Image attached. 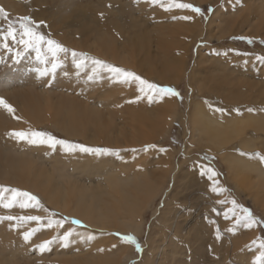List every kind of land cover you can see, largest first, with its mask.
Masks as SVG:
<instances>
[{"label":"bare ground","instance_id":"obj_1","mask_svg":"<svg viewBox=\"0 0 264 264\" xmlns=\"http://www.w3.org/2000/svg\"><path fill=\"white\" fill-rule=\"evenodd\" d=\"M26 1L32 2V17L37 18L40 16L46 19L48 17L46 16V14H48L47 10L50 11L51 20L49 25L46 26V28L48 30H51L53 34H60L63 42L70 45L71 42H69L68 39L72 36H74L73 38L76 42H79V38L85 39V43L83 42L84 44H81H83V49L87 52L88 55L104 60L110 64H115L125 68H128L129 62H132L130 66H133L135 63L133 61L136 60L137 57H139L140 55L143 56V60H147L149 58L150 50L152 48H155V50H159L158 53L163 48L164 52H161L160 54L163 55V58L165 56V59L169 66L176 67L178 64H182V62H184L183 60L178 61V58L176 59L175 56V52H177V54L182 53L181 50L183 49L184 45L182 41L190 40V42H195L197 37L200 36H203L206 40H209L210 38H216L217 40H221L228 34L230 35L232 31L234 32L237 30L240 34H242V36H264V0H230V2L226 0L228 4L226 3V5L224 4V7L217 8L213 12L212 16L210 17L205 26L202 24L201 20L198 17H195L194 13L192 14L190 11L187 10H173L172 13H174V15H176L177 17L189 15L192 17V19H180L181 24H176L172 26L170 32H167L165 27L162 25H158L155 29L150 28L151 24L148 22V20L144 19V15L146 13H154V16H161V11L159 12V9L156 8V6L154 7L152 5H147L148 3H145L144 0L140 1L138 7L137 5H134L129 1L104 0L105 2L108 1L111 4H114V6H117L115 8H112V10L116 11L113 16L116 18H110L112 20L110 21L111 23L108 24L109 26L105 27H103V25L98 22L99 20L97 19L99 18L96 17L95 13L90 11L89 8H81L80 3L74 4V0H59V5H57V7H54V4L52 5V9L56 8L53 12L51 11V9L45 7L40 8V10L38 9V6H41L42 4L44 5L47 0H0V5L6 12L12 15H19L22 13L25 14L29 12L27 6H25ZM212 1L213 0H182V2L196 4L199 6L208 5ZM49 2L51 3L52 0H49ZM99 3L100 2L98 0V4ZM229 3L233 4L234 10H236L235 13H233V9H230L231 6ZM172 13H170V15ZM90 18L92 19L88 20ZM123 20H126L127 24H125ZM119 23H123V26ZM110 29H113L114 31ZM147 31L150 35L152 32L156 33V37H153V41L155 42L150 40ZM113 32L115 34H113ZM120 38L122 39L120 40ZM134 38L138 40L140 39L142 41L141 44L138 45ZM143 41H147L148 46H146ZM75 46L77 45L75 44ZM180 57L182 56L180 55ZM180 70L183 71L182 68ZM224 72L221 76L225 74ZM71 73L72 72H70V74ZM58 74L57 77H59ZM178 76L179 78H181L180 74ZM7 77L8 78L6 79V81L9 82L14 79H10L9 75ZM69 77L71 76L69 75ZM223 77L227 78V76ZM72 80L73 79L69 78L64 81L71 82ZM156 80L160 84L176 86L178 77L174 78L171 71L165 70V72L163 73H158V77L156 78ZM225 82L219 78V80L217 81V87H220V90L222 88H227V90H229L232 88V85L238 87L234 88L235 90L231 89L230 91H228L227 94L223 92V100H234V97L231 98V95L234 92L240 94L241 90L244 91L243 89L245 88V95L240 97L238 96L239 99L235 98L236 101L242 103L243 100L244 102L257 104V102H254L253 100H257L259 96V99H261V101L263 102L264 87L262 86V84H247L243 82H239L237 84L230 83L231 88L229 86L228 88L226 85H223V83ZM84 83L85 82L83 80L81 82L78 80L77 84H73L72 86H75V91L77 90L80 95H88L87 93L91 91L89 95L90 98H92L94 101H91L89 103L87 102V100L82 103V101L79 102L74 98L72 101L63 97L55 98L53 96H49V94L44 92V89L39 90L40 93L43 92L41 95H37V93L36 95L34 94L37 99L33 98V95L28 92L29 89L28 91H23L22 94H19L17 96L12 95L11 99L4 98V101L6 103L12 105L15 108V116L20 117V119L13 118V114L8 113L7 110L3 108L1 109L0 107V109L2 110V117L0 118V132H10L12 130L18 129L28 130L29 128L34 130L40 126L44 127L46 123H50L55 129H57L69 139H80V141L82 140L86 143L88 142V144L92 143L95 145H103L109 149L113 148L115 150H119V155L122 158L126 155H133L131 151L132 149H143L146 145L154 144V137L156 134L154 130H156L155 128H158L159 130L161 127V123H164L163 121L158 122V120H160L158 119V123L154 122L155 124H151L153 122L152 120V122H150L151 125H149V127H154V130H151L149 128H146V126L144 125L145 119L138 118L136 111V113L134 114H130L128 112L127 116H125L124 113L121 114L120 111V113L114 111L111 113H107L108 115L106 116L103 113L99 112V108L111 104L110 102L116 97L112 94V91L114 94L120 93V91H123L122 88H116V90H114L113 87L108 88L107 86L109 83L107 84V81H105V79H103L101 83L89 84V86H85ZM9 86L10 83H4L3 91H7L10 93L11 89ZM250 87L254 88L252 89ZM20 88L23 89L24 86H20ZM100 88H104L102 90V93L101 90H99ZM77 91L76 95H79L77 94ZM84 91H87V93H83ZM1 92L2 90L0 86V94ZM254 92L255 97L251 95V93ZM2 96L4 97V95ZM247 97H249L248 100H246ZM70 98L72 97L70 96ZM167 99L169 100L161 102L160 108L162 109V112L164 114L173 111L171 118L174 120V114L176 109L175 103L172 98L168 97ZM89 107H91V109H89ZM201 112L202 111H200V108H197V106L195 105L191 110L189 119H187L189 120V123L192 128L191 138L195 141L200 137L211 136L212 132L215 130L214 128L216 127L220 130L222 128L224 130L227 129L228 131L227 127H229L232 122L234 124L231 125L232 127L237 125L235 124L236 122L234 123V121H232L228 123L227 126H222L221 124H217L212 119V121L207 120V117L204 116L206 117L204 118V114H202ZM6 114L8 117H6ZM159 116L160 115H158V117ZM149 121L151 120L149 119ZM249 121H252L255 127L253 129V133L250 132V134L252 133L253 135H256V139H259V141H261V139L263 138L258 136L257 133L264 135V118L258 120L257 118L253 120L249 118ZM250 123L249 125L252 126ZM241 129H243V127H241ZM241 132L243 131L241 130ZM217 134L219 135V133ZM159 136L161 135L159 134ZM0 140L3 141L2 138H0ZM4 141H6L4 144H0V185H11L13 187H18L22 190H30L32 194L36 195L40 199L41 202L52 208L54 211H58L69 219H78L82 221L84 225L87 226L85 227V229H80L72 227L67 223H64L65 227L63 226L62 229L57 228L58 230L56 233H58V235H61L65 230L73 231L74 234L70 238V245L66 248H63L61 241L58 239L56 243L53 244L54 248L51 249L52 253H50L49 255H47L48 253L43 255V258L51 259L52 261L57 257L70 256L69 259H66L64 263L61 264H127L132 260L134 256L131 248L132 246L119 240H116L115 238L111 237L110 233L117 232L121 235H133L136 238H139L142 235L144 230V215L150 210L155 201H157L159 197H162L161 194L165 189L164 187L166 184L165 182L167 180V176L170 174V169L163 168V162L162 158L160 157V154H156L153 152L154 154H152V158L149 159L148 157L151 155L150 152L149 154H147L143 151H138L135 155H141V159L138 162H135L134 164H131L129 160H126L128 162H124L122 160L120 162H115V159L113 158L98 159L95 157H90L87 161H84L83 164H80L78 161L74 162L72 165H59V167H57L58 175L56 176V178H52L51 176H49V172L48 174L45 172L47 168L45 171L39 172V169H37L35 163H33L34 161L31 162L32 160L30 161L28 159L22 158V156L25 154L33 156L34 152L29 151L30 149L28 150V152H25L24 150L20 149V144H15L14 141H12L11 139H5ZM248 143L249 141H241V149H254V144H250V142L249 145H247ZM35 147H33V149H35ZM216 147L217 146H215L214 149H216ZM218 147H221V145H219ZM38 148L40 147H37L36 149ZM40 149L43 148L41 147ZM40 154H42V152H40ZM58 159L59 157L57 158V160ZM236 159L234 157L232 158V156L229 155H224L221 157V161L225 164V168H227L226 170H228V173L226 172L227 175H229L230 177L228 179H231L233 181V184H231L234 185L235 189H243L242 191L244 193H248L246 194V196L252 199V203L255 207L260 206L263 210V193L259 191H254V193L251 192L252 189H255V187H257V184H253L251 178L258 179V184L260 186L264 185L263 171L259 168L257 164L251 165L247 162H244L243 159ZM53 160L54 164H56L55 157ZM63 163L64 162L62 161V164ZM139 167L144 168L143 171L139 170ZM150 169H152V171H150ZM177 173L178 171L174 172V175ZM198 173H200V171ZM191 174L193 173L191 172ZM53 175H55V173ZM173 178L175 177L173 176ZM181 178L182 172L179 174L177 179H173V187H175V190V185L180 182ZM175 180L177 181L176 184ZM168 192H166L165 195H167ZM209 194L210 193H208V195ZM174 195L175 191L174 194H172L171 191L170 194L165 197L164 207L160 215L158 214L156 220L157 223L149 228L150 238L147 252L145 254L143 253V257H141V260L137 264H201L198 262V260H200L199 256L201 254H205V248L208 247L204 246L206 245L205 242V244L198 243L199 240H197V238L199 235H201V232L199 233L198 230L196 231L195 228L197 227L191 228L190 230H184L182 224L184 222L180 221V219H182V217L180 216L181 214L178 209L173 207L172 204L174 199H176ZM203 199L205 200V198ZM229 209L231 208H228L227 210L229 211ZM28 210L31 209L29 208ZM37 211L39 212L38 209H36L35 212ZM22 212L24 211L22 210ZM154 215L155 211L152 212V216ZM229 218L231 219V215ZM234 221L235 220H233V222ZM212 227L215 228L213 225ZM238 228L242 229L244 227L238 226ZM3 229L4 228L2 226V230ZM2 230H0V233L2 234V236H6V234H4ZM213 230H208L210 235L212 232H214ZM102 231L103 233L106 232L107 235L101 234ZM245 232L247 234H250L251 237L253 236L254 238V236L256 235V228L246 229ZM89 236H92L93 239L97 240V242H95L97 246L100 247V249H104L103 256L98 255L99 257L94 258L95 254L89 253L92 247L88 246V248L85 246L88 245L87 241ZM209 236L207 237L208 244L211 247V253H208H210L211 256L216 253L217 248H215L216 246L214 245L217 244L216 242L214 244L213 237L210 236V238ZM247 237H245V240ZM230 239L233 241L231 237ZM8 242L9 246H11V243H13L14 241L12 242L10 237V240ZM80 243L85 244L82 245ZM229 243L230 242H225V245H229ZM114 244L116 245L115 248L112 247ZM12 246L14 248L15 244ZM16 246H18V244H16ZM20 247L15 250L9 247V254L13 253V255H10V257L16 256V253L18 252ZM237 247H239V245H237ZM6 249H8V247H6ZM95 250L97 251L98 249ZM232 250H234V248ZM22 251L23 250L21 249V252ZM187 252L192 253V258L188 261L186 260V257L189 255V253ZM20 255H22V253H20ZM7 257L5 261H8ZM34 257L35 255L33 254H28L26 256V258L31 259H34ZM206 261L204 262V264L216 263L214 259L212 261ZM243 261L245 262V260Z\"/></svg>","mask_w":264,"mask_h":264},{"label":"rangeland","instance_id":"obj_2","mask_svg":"<svg viewBox=\"0 0 264 264\" xmlns=\"http://www.w3.org/2000/svg\"><path fill=\"white\" fill-rule=\"evenodd\" d=\"M122 1H129V2L133 3L134 5H137V7H138L141 0H139L138 3L136 2V0H122ZM227 1L230 2V0H227ZM227 1L226 0H213L211 3H209L208 5H204V6H199V5L193 4V5L198 6L204 10L208 9L209 7H211L213 9V11L211 13H206L207 19H205L202 16H198L196 14H195V17H198L201 20L202 24L205 26L207 24L208 20L210 19V17L212 16L213 12L217 8L224 7L226 5V3L228 4ZM48 2H49V0H47L44 3V5L42 4L41 6H38V9L40 10V8L45 7V8L51 9L52 12L55 11L56 8L55 9H52V8H53V6L57 7V5H59V0H52L51 3L49 2L50 4ZM74 2H75L74 4L80 3L81 8H86V9L89 8L90 11L95 13L96 17L99 18V19H97V20H99L98 22L100 24H102L103 27L109 26L108 24L111 23L110 21H112L110 18H116V17H113L114 13L116 11L112 10V8H115L117 6H114V4H111L108 1L105 2L104 0H102V1L99 0V2H100L99 4H98V0H80V1L74 0ZM231 3H229L231 6L230 9L234 10L233 4H231ZM31 4H32L31 1H26L25 6H27L29 12H27L25 14L22 13L19 15H12V14L6 12L5 10L4 11L7 13L8 19L13 20V21L18 20V18H20V17L29 16L34 21H36L38 23L43 22V24L40 25L39 30L42 31L46 36L50 34L52 39L61 43L62 45H64L65 47H67L70 50L74 49L77 52L87 53L83 49L84 48L83 44L85 43V39L79 38V42H76L73 38L74 36H72V37H69V39H68L69 42H71L70 45L63 42L60 34H56V33L53 34L51 30H48L46 28V26L49 25L50 20H51L50 11L47 10L48 14H46V16H48V17L46 19L43 17H40V16L37 18L32 17L31 13L33 11H32ZM108 4H110V5H108ZM147 5L150 6L151 4H147ZM0 8H2L1 5H0ZM156 8L159 9L158 10L159 12L161 11V13H160L161 16L156 15L157 16L156 17V16H154L155 15L154 13H153L154 15L148 14V13H146L144 15V19L148 20V22L151 24V27H150L151 29H155L158 25H162L165 27L167 32H170V30L172 29L171 28L172 26H174L176 24H181L179 18H177V19L174 18L177 16L174 15V13H172V11L165 12L159 6H156ZM240 8H241V6H240ZM235 11L236 10H234L233 13H235ZM170 13H172V14L170 15ZM91 19L92 18H90L88 20H91ZM114 21H116V20H114ZM123 22L125 24H127L126 20H123ZM119 24H121L123 26V23H119ZM0 27H4V28L7 27V21L4 20L2 18V16H0ZM110 30L114 31L113 29H110ZM150 30H149V32H150ZM149 32L147 31L148 34H149ZM113 34H115V33L113 32ZM252 34H253V32H252ZM239 36H242V34H240L239 31L237 30L234 32L232 31L230 33V35L228 34L227 36H225L221 40H217L216 38H210L209 40H206L203 36L197 37L195 42L194 41L190 42V40L189 41L183 40L182 42L184 43V45H183V49L181 50L182 53L177 54V52H175V56H176V59L178 58L177 59L178 61L183 60L184 62H182V64H178L176 67L169 66V64H167L165 56L163 58V55L160 54L161 52H164L163 48H162V50H160L159 53H158L159 50H155V48L154 49L152 48L150 50L149 58L147 60H143V56L140 55L139 57H137L136 60L133 59L134 60L133 62H135L133 66H130L132 62H129L128 68L113 64L117 67H121L123 69L135 72L136 74L140 75L142 78H144V79H146L152 83H155L157 85H160V86L173 87L174 85H165V84L158 83L156 80V78L158 77V73H160V72L163 73V72H165V70H169V71H171L174 78L178 77L177 85L174 86V88L181 93V96L183 97V99L181 101L180 99H177L175 97H171L175 103V108H176L175 114H174V118H175L174 120L171 118L173 111H171L170 113L164 114L162 112V109L160 108L161 102L168 101L169 100V99H167L168 97L167 98L165 97V99H162V100H154L152 103H149L147 98L137 100V97L140 95V93L137 91V85L135 83L122 84V83L112 82L108 79V74L103 73L105 81H107V84L109 83L107 86L108 88L113 87L114 90H116V88H118V89L122 88L123 91L122 92L120 91V93H115V94L112 91V94L116 96L115 99H113L110 102L111 104H109L108 106L100 107L99 112L103 113L106 116L108 115L107 113H111L114 111L115 112L117 111L118 113L121 112V114L124 113L125 116H127L128 112L130 114H134L137 112L138 118L145 119L144 125L146 126V128H149L151 130H154V127H149V125L155 124L158 119H160V120H158V122L163 121L164 123H161L160 129L158 130V128H155L156 130H154L156 134L154 137L155 138L154 144H152V145H156V148L149 149V151H147L145 153L149 154V152H150L151 155L148 157L149 159L152 158V154H154V153L160 154V157L162 158V162H163V168L164 169H166V168L170 169V171H169L170 176L169 175L167 176V180L165 182L166 184L164 187L165 189L161 194L162 197H159L157 199V201H155V203L152 205L150 210L144 215V230H143L142 235L139 238H137L143 247V252L138 254L135 251L134 246L131 245L134 256H133L132 260L130 262H128L127 264H137L141 260V257H143V255L147 252V249L149 247V238H150L149 228L157 223L156 220H157L158 214L160 215V213L164 207V201H165L164 199L168 194H170L171 191H172V194H174V191H175L174 196L178 201L176 199H174L172 204H173V207L178 209L180 214H181L180 216L182 217V219H180V221L184 222V223H182L184 230H190L191 228L197 227V228H195L196 231L198 230L199 233L201 232L200 233L201 235L198 234L199 235L197 238V240H199L198 243L199 244H202V243L205 244L206 243V245H204V246L208 247V248H205V254H201L199 256L200 257L199 258L200 260H198L199 263L204 264V262L206 260H207L206 262H208L209 260L212 261L214 259L216 261L215 264H217V263L218 264H258L257 257H259L261 255V252L264 251V249L259 248V241H260V239L264 238V228L255 227L256 228V235L254 236V238H253V236L251 237L250 234H247L246 233L247 231L245 232L246 228H242L243 229L242 230L238 227H235V231L230 232V231H228V229L233 228L235 226V224H234L235 221L233 222V220H235V219L234 218L233 219L231 218L232 220L230 218L225 219L224 215L222 214L225 211L227 212L228 208L232 207L230 204V201L232 199H235L240 205L251 209L253 211L254 215L257 216L258 218H264V214H263L264 208L262 210V208L260 206L255 207L252 203L253 202L252 199L246 196V194H248V193H244L242 191L243 189L242 190L241 189H239V190L235 189L234 185H232L233 181L231 179H228V178H230L229 175H227L228 170H226L227 168H225L226 167L225 164L221 161L222 156L229 155V156H232V158L233 157L235 159L237 158L238 160L243 159L244 162H247L248 164H251V165L257 164L259 166V168L264 173V164L260 163L257 159H250V158H248V156L240 154V153H256V152L264 153L263 152L264 151V142H263L264 135L257 133L258 136H260L263 139H261V141H259V139H256L257 136L252 134L253 129L255 127H254L252 121H249V118H251V120L256 119V118H257V120L264 118V99L262 102L261 99H259L260 97L258 96L257 100L256 99L253 100L254 102H257V104L244 102L243 100H242V103L241 102L239 103V101H236L235 98L239 99L238 96L239 97L244 96L245 95V93H244L245 88L243 89L244 91L241 90L240 94H237L236 92H234L231 95V98L234 97L233 98L234 100L228 99V101H225L222 98V95L224 96V93L227 94L228 91H230L231 89L235 90L234 88L238 87V86L232 85V88H231L230 83H232V84H237L239 82H243V83H247V84H253V83L257 84L258 83V84H262V86L264 87V62H261V60L258 59V57H264V44L260 43L261 40H264V36L258 35V36L253 37V36H249V35L248 36L244 35L246 37L253 38V40L255 41L253 44H248L246 41H243V40L233 39V37H239ZM149 37H150V40L153 41V37H156V33L152 32L151 35L149 34ZM121 39L122 38H120V40ZM134 40L137 42L138 45L141 44V42H142L140 39L138 40V39L134 38ZM143 42L146 46H148L147 41H143ZM153 42H155V41H153ZM81 43H83V44H81ZM75 44L77 46H75ZM152 45H153V43H152ZM17 50H19L21 52V56H22V59H20L19 63L15 62V57L10 58V56L12 55L11 53H9L8 51H6L2 47H0V57H2V59H3V62H0V86H1V90H2V92L0 94V99H3V100H4V98L5 99H7V98L11 99L12 95L17 96L19 94H22L23 91H28V89H29L28 92L33 95L32 97L37 99V97L35 96L36 93H37V95H41L43 92L40 93L39 90L44 89V92L49 94V96H53L55 98L63 97V98H67L68 100H71V101L74 98L75 100H77L79 102L82 101V103L85 100H87L88 103L91 101H94L92 98H90V95H89L91 93V91H89L88 93H87V91L83 92V93H87L88 95H84V94L80 95L78 93V91L76 90L77 94H79V95H76L75 86L73 87L72 85L73 84L76 85L78 80L72 74L74 72V67L72 65L70 56L65 60V63L67 65L64 64V66L56 72L54 77H52V78L46 77V78L41 79V78H38L37 74L32 70L38 66L37 62L35 61V52L29 51V52L25 53L22 49V46L13 45V52H15ZM197 53H198L199 57H198ZM217 53H219V54H217ZM180 55L182 57H180ZM166 67H167V69H166ZM181 68L183 71L180 70ZM65 71H68L69 73L72 72L71 74H69L72 78L69 77V75L65 76ZM58 72H59V74H58ZM223 72L225 73L223 76H227V78L221 76L223 74ZM57 74L59 77H57ZM179 74L181 75V78H179V76H178ZM6 75L7 76L9 75L10 79H13V78L14 79L11 82L6 81V79L8 78ZM197 75H198V77H197ZM146 76H149V77H146ZM3 77H4V79H3ZM194 77L196 78V80ZM69 78L73 79V80L71 82L70 81H64V80L69 79ZM219 78L222 79L224 82L226 81L225 83H223V85H226L227 87L229 86L231 89L227 90V88H222L220 90V87H217V81L219 80ZM82 80L83 79H81L79 81L81 82ZM74 81H75V83H74ZM4 83H10V86H9L11 89L10 93L7 91H3ZM111 84H113V85H111ZM84 85L89 86V84H86V83H84ZM104 85H105V83H104ZM20 86H24V88L21 89ZM250 88H252V87H250ZM103 89L102 88L99 89V90H101V93H102ZM59 90H61V91H59ZM63 90H64V92H63ZM2 95H4V97ZM251 95L253 97H255V92L251 93ZM70 96L72 98H70ZM263 97H264V95H263ZM248 98L249 97H247V99L246 98H244V99L248 100ZM129 101H134V102L129 103ZM195 105L197 106V108H200V111H202L201 113L204 114L203 117L206 116L207 118L206 117H204V118H206L207 120H210V121L214 120L217 124H221L222 126H227V124L232 122V121H234V123L236 122L235 124H237V125L232 127L231 125H234L232 122V124L229 127H227L228 131H227V129L224 130L221 128V130H220L216 127V128H214L215 130L212 132L211 136L200 137L199 139H197L195 141L191 138L192 128H191V125L189 123V120H187V119H189V115L191 113V110L193 109V107ZM209 105H211L212 108H210ZM0 107H1V109L3 108L2 106H0ZM215 108H222L223 113L218 112V111H214L213 109H215ZM250 108L253 109L254 111L250 112L249 111ZM1 109H0V118L2 117L1 116V113H2ZM89 109H91V107H89ZM124 109L128 110V111H125ZM154 114H157V115H154ZM158 115H160V116L158 117ZM161 115H162V117H161ZM215 115H217V116H215ZM250 116H252V117H250ZM6 117H8L7 114H6ZM217 117L221 118V119H218ZM149 119L151 121H149ZM152 120H153V122H152ZM227 120H228V122H227ZM247 121H248V124H247ZM150 122H152V123L150 124ZM238 122H241V123H238ZM249 123L252 126H250ZM241 127H243V129H241ZM229 128H230V130H229ZM18 130H23V129H18ZM34 130L47 131V132L52 133L53 135H55L59 139H67L69 141L84 144V145L89 146V147L106 148L103 145H95L92 143L88 144V142L86 143L82 140H81L82 141L81 142L80 139H69V138L65 137L57 129H55L50 123H46V125L44 127L40 126ZM241 130L243 132H241ZM8 132L9 131L0 132V138L3 139V141L0 140V144H4L6 142V141H4L5 139H11L6 135V133H8ZM215 132H216V134L219 133V135L218 134L216 135ZM250 132H252V133L250 134ZM159 134L161 136H159ZM229 135H231V136H229ZM163 136H166V137H163ZM11 140L14 141L15 144H18V145L20 144L21 145L20 149L24 150L25 152H28L29 149H30L29 151L34 152L33 156H29V155L25 154L22 156V158L28 159L30 161L32 160L31 162L34 161L33 163H35L36 168L39 169V172L45 171L47 168V170L45 172L47 174L49 172V174H50L49 176H51L52 178H54V177L56 178V176L58 175L57 167H59V165H72L74 162H78V161L80 164H83L84 161H87L90 157L91 158L95 157L98 159L99 158L100 159H102V158L103 159L104 158H106V159L113 158V159H115V162H120L121 160L124 162H128L126 160H129L131 162V164H134L135 162H138L141 159V155H138V154L135 155V159H133V155H128V156L126 155L123 158L120 155H119V157H117V156L96 157V156H92V155H88V154H81L79 152L75 153L74 155H66L65 153H63L59 149L56 150L57 152L56 151L52 152V151H49L46 147L41 146L43 149H40L41 147L36 149L37 147H35V146L31 147L30 145H27L25 143H24L25 144V146H24L23 142L17 143L15 140H13V139H11ZM251 140H254V141H251ZM241 141H243V142L249 141V143L251 142L250 144H254V149H247V150H244L243 148L241 149V147H242L240 145ZM209 142H211V143H209ZM21 143L23 144V146ZM249 143L247 145H249ZM255 144H257L259 147ZM214 145L217 146L216 149H214L215 148ZM219 145H221V147H218ZM33 147H35V149H33ZM262 148H263V150H262ZM110 149H113V148H110ZM160 149H166L167 151H160ZM36 150H38V151H36ZM40 152H42V154H40ZM166 153L167 154L169 153V154L167 155ZM38 155L41 157H39ZM52 155L55 157L56 164H54V160H53L54 157ZM58 157H59V159L57 160ZM153 158H154V156H153ZM62 161L65 164L64 163L62 164ZM236 164H238V163H236ZM181 165H183V166H181ZM202 165H210L211 167L216 169V171L220 174L217 177V179H218L220 185L224 189H227L226 192H223L219 196H217L211 192L212 181L210 180V178L207 175H201V171H202L201 166ZM180 168L183 171H181ZM143 169L144 168L139 167V170L143 171ZM150 171H152V169H150ZM173 171L174 172L178 171V173L174 175ZM199 171H200V173H198ZM181 172H182V178L180 179V182H178L177 185H175L176 190H177V192H176L175 187H173V185H174L173 179H177V177L179 176V174ZM191 172L193 174H191ZM54 173H55V175H53ZM173 176L175 178H173ZM200 176H201V178H200ZM230 180H231V182H230ZM251 181L253 182V184H255V185L257 184L256 185L257 187H255V189H252L251 192L254 193V191L255 192L259 191V192H262L264 195V185L260 186L258 184V179H256V178H253V179L251 178ZM176 182L177 181L175 180V184H176ZM3 186L13 187L11 185L10 186L9 185H3ZM177 187H178V189H177ZM14 188H18V187L14 186ZM18 189H20V188H18ZM20 190H22V189H20ZM22 191L31 192L30 190H22ZM166 192H168L167 195H165ZM207 192L210 194L208 195ZM246 192H250V191H246ZM203 198H205V200ZM221 200L225 201V203L224 204L218 203V201H221ZM41 203L44 206V208H46L48 210L47 212H45L43 210H39V209H38L39 212L38 211L35 212L36 209H34V208H30L31 210L20 209L18 206L13 208V209H4V208L0 207V209H1L0 210V216L11 214V215H40L43 217V221H42L41 225H37L35 222H31L27 225H24L19 230H16V229L10 227V224L14 223V222L5 221L3 223H0L1 224L0 230H2V226H3L4 229L2 231L4 232V234H6V236L5 235L2 236V234L0 233V261L4 262V263L0 262V264H14V263L15 264H44V263L45 264L46 263L61 264V263H64V261L66 259H69L70 256L57 257V258L53 259L52 261H51V259L43 258L42 257L43 255H45L47 253H48L47 255H49L50 253H52L51 249L54 248L53 245L51 246V249L49 251H45L44 253H40L38 250L34 251L36 246L41 244L43 241L51 240L54 237L60 236V235H58V233H56L58 230L57 227H55V226H53L52 228L47 227V221L49 218V214L50 213H56V215L52 217V219H54V220H64V218L66 217L63 214L59 213L58 211H54L52 208H50L49 206H47L43 202H41ZM174 203H175V205H174ZM190 208H192V209H190ZM22 210L24 212H22ZM154 211H155V215L152 216V212H154ZM71 220L72 219L68 218L67 221H65V223H67V224H69L75 228L85 229V227H79L77 225H72ZM204 221H206V222H204ZM193 224H195V225H193ZM208 224H210V225H208ZM201 225H203V226H201ZM212 225L215 228H213ZM208 227H210V228H208ZM30 228H39V231L32 237V240L29 243L25 244L23 239H22V233L24 231L30 229ZM217 228L220 231V239L216 238ZM209 229L210 230L214 229L213 230L214 232H212L211 235L208 232ZM115 233H117V232H111L110 233L111 237L120 241L119 237L116 236ZM101 234L107 235L106 232L103 233V231L101 232ZM148 234H149V237H148ZM204 234H206V235H204ZM209 235L211 237H213L214 244L216 242V244L218 245V247H217V245H214V246H216L215 248H217V250H218V252L216 250V253L213 254L214 256L213 255L210 256L211 247L208 244V237H207ZM10 237H11V241L12 242L14 241L13 243H11L12 245L15 244L14 248L12 245L9 246L8 241L10 240ZM230 237L233 239V241L230 239ZM245 237H247L246 240H245ZM228 238H229V240H228ZM7 239H8V241H7ZM243 240L246 242H244ZM254 240L257 241L256 244L252 243ZM95 241L97 242V240H95V239H92L91 241L88 240L87 241L88 245H85V246L86 247H88V246L92 247L90 249L91 251L89 253L95 254L94 258H97L100 255L103 256L104 251L103 252L99 251L100 247L97 246ZM225 242H227V243L230 242V243H229V245L228 244L225 245ZM6 243H8V244H6ZM240 243H242V244H240ZM16 244H18V246H16ZM80 244L83 245L85 243H80ZM234 245L236 246V249H235ZM237 245H239V247H237ZM6 247H8V249H6ZM9 247H11L13 250L20 247L18 252L16 253V256L10 257V255H13V253L9 254ZM63 248H66V247H63ZM233 248H234V250H232ZM21 249L24 252L23 251L21 252ZM73 249H76V248H73ZM95 249H98V250L96 251ZM208 252H210V253H208ZM20 253H22V255H20ZM187 253H189V255L186 257V260L188 261L192 258V256H191L192 253L191 252H187ZM28 254L35 255L34 259L26 258V256ZM6 257H7L8 261L7 260L5 261ZM12 258L13 259L15 258L14 262H13ZM218 259H219V261H218ZM186 260H184V261H186ZM243 260H245V262Z\"/></svg>","mask_w":264,"mask_h":264},{"label":"snow or ice","instance_id":"obj_3","mask_svg":"<svg viewBox=\"0 0 264 264\" xmlns=\"http://www.w3.org/2000/svg\"><path fill=\"white\" fill-rule=\"evenodd\" d=\"M138 3L139 0H136ZM145 3L151 4L152 6H159L165 12L173 11L176 9L187 10L198 16H202L207 19L206 13H211L213 9L209 7L204 10L198 6L191 3L182 2V0H144ZM0 16L7 21V27H0V47L8 51L12 55L10 58L15 57V62L19 63L22 59L21 52L19 50L13 52V45L22 46L25 53L29 51L35 52V61L37 62V67L32 69L38 76V78H52L55 76L56 72L64 66L65 60L70 56L71 62L74 67V72L72 73L77 80L83 79L87 84H98L104 79L103 73L108 74V79L112 82L129 84L135 83L137 85V91L140 95L137 100L147 98L149 103L154 100H162L165 97H175L182 101L183 97L181 93L177 91L174 87L160 86L152 83L135 72L117 67L110 64L104 60L98 59L96 57L90 56L87 53L77 52L75 50H70L61 43L52 39L50 34L45 35L39 30L40 25L43 22H36L29 16H24L18 18V20L13 21L8 19L7 13L3 8H0ZM183 20L192 19L191 16L185 15L180 17H174ZM233 39L246 41L248 44H253L255 41L253 38L246 36L233 37ZM260 43L264 44V40ZM219 54V53H217ZM261 62H264V57H258ZM0 62H3L2 57H0ZM70 73L65 71V76ZM134 101H129L132 103ZM0 106L7 110L8 113L13 114V118L20 119V117L15 116V108L6 103L3 99H0ZM212 108L211 105H209ZM214 111L223 113L222 108H215ZM249 111H254L249 109ZM6 135L15 140L17 143L23 142L30 146L36 147H46L49 151L55 152L57 149L61 150L66 155H74L79 152L81 154H88L96 157L102 156H117L119 157V150L109 149V148H99V147H89L84 144L75 143L67 139H59L55 135L47 131H38L29 128L28 130H12ZM156 148V145H146L143 149H132L133 159H135V154L138 151L147 152L149 149ZM160 151H167L166 149H160ZM241 155L248 156L250 159H257L260 163L264 164V153H240ZM214 159V158H213ZM201 175H207L212 181L211 192L217 196L226 192L217 177L220 175L215 168L210 165H202ZM218 203L224 204L225 201L221 200ZM231 209L228 212H224L223 215L225 219L231 218L235 219V226L228 229L230 232L235 231V227L242 226L246 229H253L255 227L264 228V218H258L254 215L253 211L247 207L240 205L235 199L230 201ZM20 209H39L47 212L48 210L44 208L40 199L28 191H22L14 187H6L0 185V207L4 209H13L15 207ZM56 213H50L47 221V227L52 228L53 226L57 228H62L67 217L64 220H54L52 219ZM14 222L10 224L11 228L19 230L24 225L31 222H35L37 225H41L43 217L40 215H4L0 216V223L3 222ZM72 225H77L79 227H87L82 221L78 219L71 220ZM39 231V228H30L22 233V239L25 244L32 240V237ZM73 231L65 230L59 237H54L51 240H45L41 244L37 245L34 251L38 250L40 253L49 251L51 246L56 243L59 239L62 242L63 247H68L71 242V237L73 236ZM119 237L120 241L133 245L135 251L140 254L143 252V247L138 241V239L133 235H121L120 233H115ZM216 238L220 239V231L217 228ZM92 236L88 237L91 241ZM256 244L257 241L252 242ZM113 248L116 247L114 244ZM259 248L264 249V238L259 241ZM99 251H104V249H99ZM258 264H264V251L261 255L257 257Z\"/></svg>","mask_w":264,"mask_h":264}]
</instances>
